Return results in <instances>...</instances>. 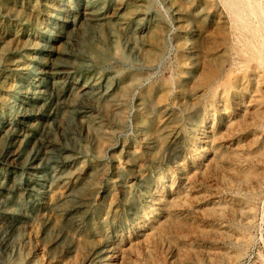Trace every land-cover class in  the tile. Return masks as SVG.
<instances>
[{
  "label": "rangeland",
  "instance_id": "374dc122",
  "mask_svg": "<svg viewBox=\"0 0 264 264\" xmlns=\"http://www.w3.org/2000/svg\"><path fill=\"white\" fill-rule=\"evenodd\" d=\"M233 1L0 0V264H264V0Z\"/></svg>",
  "mask_w": 264,
  "mask_h": 264
},
{
  "label": "bare ground",
  "instance_id": "6f19581e",
  "mask_svg": "<svg viewBox=\"0 0 264 264\" xmlns=\"http://www.w3.org/2000/svg\"><path fill=\"white\" fill-rule=\"evenodd\" d=\"M112 1V0H111ZM248 1V0H247ZM256 1V0H255ZM226 2V1H225ZM241 2V0H235V1H233L232 2V4L234 5V6H239V3ZM256 3H257V1H256ZM231 4V5H232ZM251 4V3H250ZM259 4V3H258ZM74 5V4H73ZM257 5V4H256ZM252 7V6H251ZM12 9V8H11ZM252 9V8H251ZM16 10V9H15ZM242 10V9H241ZM248 10V9H247ZM6 11V10H5ZM131 11H132V9H131ZM173 12V11H172ZM98 13H100V12H98L97 11V9L90 3V2H86V3H84V8H83V14H84V17L82 18V21H85L86 22V24H88L90 27H92V24H91V21H94L95 19H99L97 16V14ZM129 13V12H128ZM231 14V13H230ZM232 14H234V13H232ZM231 14V15H232ZM7 15V14H6ZM228 17H230L229 15H228ZM252 17H254V15L252 16ZM240 18V17H239ZM236 19V18H235ZM254 19V18H253ZM234 20V19H233ZM65 21V20H64ZM236 21V20H235ZM75 23L74 22H71V23H69V24H65V23H63V24H60L59 22H56L55 24H54V29H52V33H51V35H50V37L48 38V40L51 38V36L53 35V33H55V34H57V39H59L60 38V40L61 39H64V44H69L70 43V40H67L68 39V33L70 32L69 31V27H70V30H74L75 29V25H74ZM84 24V23H83ZM255 25V24H254ZM258 25V24H257ZM247 26V25H246ZM68 27V28H67ZM57 28H59V30H60V32H56V29ZM160 30V29H159ZM234 30V29H233ZM235 30H236V28H235ZM255 30V29H254ZM237 31H239L238 30V28H237ZM102 32V31H101ZM239 32H241V31H239ZM259 33V32H258ZM234 34V33H233ZM260 34V33H259ZM242 35H244L243 33H242ZM234 36H235V34H234ZM239 36V35H238ZM261 36V35H260ZM259 36V37H260ZM9 39H10V37H9ZM236 40L238 39L237 37L235 38ZM262 39V38H261ZM1 40V39H0ZM11 40V39H10ZM82 40V39H81ZM247 40V39H246ZM4 41V40H3ZM44 41H46L47 42V39L46 40H44ZM8 42V41H7ZM6 42V43H7ZM250 42V41H249ZM52 44V43H51ZM241 44V43H240ZM242 45V44H241ZM251 45V44H250ZM4 46V45H3ZM10 46V45H9ZM243 46V45H242ZM262 46V45H261ZM235 47V46H234ZM241 47V46H240ZM245 47H246V50L248 51V52H250V56H256L257 54V50H256V52H255V50H253L251 47H249V44L247 43L246 45H245ZM3 49V48H2ZM237 49H239V48H237ZM245 49V48H244ZM240 50H241V48H240ZM240 50H238V51H240ZM264 51V50H263ZM235 52V51H234ZM237 53V52H236ZM240 53H242V51H240ZM244 53V52H243ZM233 54H235V53H233ZM239 53H237V54H235V55H238ZM234 55V56H235ZM244 54H242V56H243ZM239 56V55H238ZM237 56V57H238ZM239 57H241V56H239ZM246 58V57H245ZM248 58V57H247ZM235 59V58H234ZM242 59H244V56H243V58ZM258 59V58H257ZM237 60V59H236ZM236 60H234V61H236ZM239 61V60H238ZM59 63H55V66L54 67H52V70H54V74H58V73H61V74H65L66 75V78L67 77H69V75H71L72 73H74V70H75V65H74V63H68V62H65L64 60H62V59H60L59 61H58ZM104 62V61H103ZM249 62V61H248ZM242 64L243 63H241V66H242ZM246 64H247V62H246ZM245 64V65H246ZM57 66H61V67H63V69H62V71H55L56 70V68L55 67H57ZM239 66V65H238ZM245 67V66H244ZM238 68H241V67H238ZM241 73V72H240ZM231 74V73H230ZM228 76V75H227ZM231 78V77H230ZM248 80V79H247ZM30 82H31V78H28L27 80H26V83H24V84H26V85H29L30 84ZM71 82V81H70ZM74 83H76V82H74ZM78 87V90L80 91V93L81 94H83V95H87V91L92 87H89L88 85H86V84H81V85H78L77 86ZM28 89V88H27ZM220 90V89H219ZM229 91V90H228ZM132 94V93H131ZM131 97V96H130ZM81 98V97H80ZM92 100V99H91ZM78 102V101H77ZM88 102V101H87ZM125 102V101H124ZM124 105V104H123ZM80 106V105H79ZM89 108V107H88ZM79 111V110H78ZM58 130V129H57ZM202 131L203 132H205L204 131V128H202ZM65 134V133H64ZM65 136V135H64ZM200 141V140H199ZM216 142V141H215ZM9 158V157H8ZM68 160V159H67ZM61 185V184H60ZM71 225V224H70ZM242 240V239H241Z\"/></svg>",
  "mask_w": 264,
  "mask_h": 264
}]
</instances>
